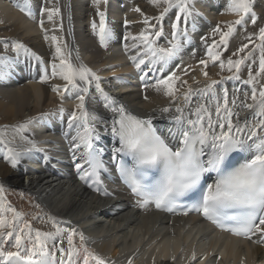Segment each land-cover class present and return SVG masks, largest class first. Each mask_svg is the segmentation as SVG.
<instances>
[{
  "label": "bare ground",
  "instance_id": "6f19581e",
  "mask_svg": "<svg viewBox=\"0 0 264 264\" xmlns=\"http://www.w3.org/2000/svg\"><path fill=\"white\" fill-rule=\"evenodd\" d=\"M23 4L24 0H0V55L5 54L3 42H21L43 60L44 67H47L51 75L55 48L50 40L44 39L45 32L39 25L43 18L48 35L63 37L64 43L68 45L65 51H71L73 63H83L101 77V87L109 96L134 113L143 117L151 116L166 129L175 131L176 125L171 117L176 114V105L183 106L184 88L180 89L181 94L174 102L162 93L142 89L139 81H136L139 75L131 76L133 65L128 58L135 55L137 49L131 47V40L126 42L123 39L126 32L137 35L145 27L143 16L134 11L135 8L139 7L145 16L150 17L157 16L161 9L151 5L149 0H107V4L102 3L100 8L106 12L115 37L109 41L107 48H103L91 29L92 20L99 22L92 0H31V18L20 11L19 6ZM45 5L58 6L61 16L52 22L47 20L46 13L41 17L40 9ZM192 7L199 15H195L188 23L191 43L181 49L163 73L157 72L155 75H168L174 71L180 77L178 85L186 80L188 85L197 89L204 87L209 80L231 76L223 74L226 70L223 72L218 62L215 65L210 62L205 68L199 61L207 59L205 45L211 44L213 40L219 41V33L214 34L212 30L218 24L222 30H226L225 22L234 21L237 17L228 12L227 0H193ZM253 10L257 15L256 24L253 25L250 17H247L246 22L236 26V31L229 37L227 50L223 47L218 49L224 61L235 57L233 53L246 43L250 28L264 25V1L254 0ZM175 11L173 9L163 21L166 35L158 40V46L166 47L171 39V23L175 19ZM69 14L71 21L68 19ZM125 20L130 21L127 26ZM201 37H205V40L202 41ZM125 43L128 44L127 51ZM6 54L15 63L10 76L0 80V138L8 142L7 147L0 144V186L5 189V204L22 213L21 225L27 221L33 229L54 231L48 222L51 216L59 227L83 233L85 246L102 257L106 264H129V260L131 264H264V253L260 248L211 233L210 227L195 217L168 219L158 214L140 216L127 210L126 200L119 195L111 194L101 199L82 187L80 179L72 170L74 160L70 141L75 128L68 129V116L77 103L76 92L71 97L65 94V101L61 103V97L52 91L51 86H63L64 81L55 78L48 83H39V61L23 52L17 58L11 48ZM243 66L239 72L240 81L225 79L217 86V94L224 87L229 91V100L234 95L243 100L245 91L250 94V86L241 82L246 80ZM202 71H207L208 76L202 75ZM34 72H37L35 78ZM261 84L264 81L256 84L257 89ZM236 89L240 91L236 92ZM197 99L193 97L192 107H195ZM85 105L90 112L94 111L101 118L96 124L100 145L109 147L114 142L108 134L111 130L109 120L113 113L104 107V101L96 93L94 85L90 88ZM60 107L65 109L63 117L58 111ZM164 107H170L171 111L162 113L160 109ZM234 110L239 113L241 123L245 119L249 125L254 123L253 115L239 106V101ZM41 116L44 118L37 119ZM30 119L33 123L24 132L17 133L16 128ZM233 120L235 122L236 117ZM58 121L62 127L58 126ZM67 130L70 135L65 137ZM29 141L35 143L36 148ZM7 148L20 153L15 168L5 159ZM6 215L11 219V213ZM34 216L40 218L33 219ZM74 242L79 246L78 235ZM193 253L196 254L194 261L190 259ZM90 264L95 262L90 261Z\"/></svg>",
  "mask_w": 264,
  "mask_h": 264
},
{
  "label": "snow or ice",
  "instance_id": "6c2138e0",
  "mask_svg": "<svg viewBox=\"0 0 264 264\" xmlns=\"http://www.w3.org/2000/svg\"><path fill=\"white\" fill-rule=\"evenodd\" d=\"M92 3L96 8L95 15L99 18L98 23L96 20L91 21L92 33L98 38L100 46L107 48L109 41L115 38L106 12L100 8L102 3L107 4V0H92ZM149 3L161 9L159 14L154 17L145 16L139 7L135 8L134 11L143 16L145 27L137 35L126 32L123 39L126 42L131 40V47L137 49L136 54L128 58L141 73L143 89L162 93L174 102L181 94L180 89L184 88L183 106L176 105V114L171 117L176 125L171 142L158 133L151 116L141 117L133 114L104 91L101 87V77L92 69L83 63L74 64L71 51H65L68 45L64 43L63 37L49 36L44 28V19L39 21L41 29L45 32L44 39L51 41L55 51L51 75L48 74L47 68L42 67L38 82L48 83L55 78L64 81L63 86H51L52 91L60 96L61 100L65 98V94L76 92L77 103L68 116V129L75 128V135L70 141V151L73 153L78 177L89 187L100 191L103 183L101 172L108 171L100 158L102 150L97 151L94 146V140L100 138L96 124L101 118L94 111L90 112L85 105L90 88L94 85L96 93L104 101V107L114 114L111 135L118 140L119 146L112 150L113 162L116 163V169L124 184L139 198V207L154 204L157 210L175 212L177 207H183L177 203L179 200L194 198L195 203L185 209L184 215L195 211L222 232L251 240L252 243L264 244V84H261L259 89L256 87L257 78L264 74V26L255 34L259 43L254 44L251 51L242 57L235 60L229 57L225 62L221 59V51L218 50L221 47L227 50L229 37L236 31V26L246 22L247 17H250L253 25L256 24L254 0H227L228 12L234 14L237 19L225 22L226 30H222L219 24L212 30L214 34L219 33V41L213 40L211 44L205 45L207 59H201L199 63L207 68L210 62L213 65L218 62L222 71L227 68L232 75L221 80H209L204 87L197 89L188 85L186 80L178 85L180 77L174 71L168 75H155L157 72L163 73L181 49L191 43L188 23L195 15H199L194 12L193 0H149ZM19 7L20 11L30 18L33 17L31 0H24V4ZM173 9L176 11L175 19L171 23V39L166 47L158 46V40L166 35L163 21ZM40 13L41 17L46 13L47 20L52 22L54 18L61 16V9L58 6L45 5L40 9ZM68 19L71 21L70 14ZM153 20L155 23H150ZM129 23L128 20L124 21L125 26ZM60 30H63L62 23ZM247 39L249 44L253 43L251 36ZM201 40H205V37H201ZM249 44H243L233 55L245 53ZM3 45L5 54L0 55V80L10 76L15 63L13 58L6 54L9 48L17 58L23 52L33 56L43 65V60L35 56L23 43L13 41L9 44L5 41ZM125 49L128 50L127 43ZM256 50L260 52L259 68L253 75L252 67L248 65V78L241 81L250 86V94L245 91L243 100H240L238 95L229 100L226 87L217 94V86L225 79L240 81L241 66L252 58ZM202 75L207 77L208 72L202 71ZM150 80L154 82H149ZM193 97L198 98L195 107H192ZM144 98L148 99L147 96ZM238 101L239 106L253 115L254 123L251 125L247 119L241 123L239 113L234 110ZM58 111L63 117L65 109L60 107ZM160 111L169 113L171 108L164 107ZM233 117H236L235 122ZM43 118L41 116L37 119ZM32 123V119L26 121L16 128V132H24ZM105 130L107 131V128ZM67 135L66 132L65 137ZM7 143L0 138V144L7 147ZM29 143L36 148L35 143ZM77 153L80 162H76ZM19 157V152L7 148L5 159L12 168L17 166ZM4 191V187L0 186V264H90V261L106 264L102 257L85 246L83 233L59 227L51 216L48 217V222L54 231L33 229L27 221L21 225L22 213L5 204ZM103 194L110 195L107 191ZM6 213L12 214L11 219ZM65 233L67 248L63 246ZM77 235L79 246L74 242ZM254 236L257 239L253 240ZM190 259L196 260V254L193 253Z\"/></svg>",
  "mask_w": 264,
  "mask_h": 264
},
{
  "label": "rangeland",
  "instance_id": "374dc122",
  "mask_svg": "<svg viewBox=\"0 0 264 264\" xmlns=\"http://www.w3.org/2000/svg\"><path fill=\"white\" fill-rule=\"evenodd\" d=\"M264 1V0H263ZM251 25V24H250ZM262 26H264L263 24H262ZM261 26V24H260V26H258V28H256V29H254V28H250V31H249V33H247V34H249L248 35V37L249 36H251V38H252V41H253V43H251V44H249V40L247 39L248 37H246V43L245 44H249V48L248 49H246L245 50V53H240L239 55H235V59H238V58H240V57H242L243 55H245L248 51H251V49L253 48V46H254V44H258L259 43V41L256 39V35L255 34H257L258 33V31H259V28L260 27H262ZM250 27H252V26H250ZM259 56H260V52H259V50H256L255 52H253V55H252V58H250L249 60H247V61H245V63H244V65H246V66H243V67H245L244 69H245V72H246V74H245V79H247L248 78V65H251V67H252V72H253V75H255V73H256V71H257V69L259 68ZM234 58H232L233 60H235ZM225 59H227V58H225ZM227 61V60H226ZM225 61V62H226ZM253 61H255V63H253ZM241 66V67H242ZM226 70V71H225ZM225 71V72H224ZM224 75H228V76H230V75H232V73L231 72H229L228 71V69L227 68H225L224 69ZM235 71V69H233V72ZM226 75V76H227ZM263 80H262V79ZM257 84H260V83H262L263 81H264V74H262L260 77H258L257 78Z\"/></svg>",
  "mask_w": 264,
  "mask_h": 264
}]
</instances>
